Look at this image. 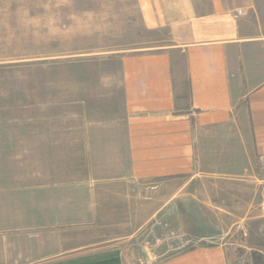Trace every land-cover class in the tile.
Masks as SVG:
<instances>
[{
	"label": "crops",
	"instance_id": "1",
	"mask_svg": "<svg viewBox=\"0 0 264 264\" xmlns=\"http://www.w3.org/2000/svg\"><path fill=\"white\" fill-rule=\"evenodd\" d=\"M111 9L81 14L80 68L48 86L63 116H0V264H124L121 221L132 236L185 188L264 171V0Z\"/></svg>",
	"mask_w": 264,
	"mask_h": 264
},
{
	"label": "rangeland",
	"instance_id": "2",
	"mask_svg": "<svg viewBox=\"0 0 264 264\" xmlns=\"http://www.w3.org/2000/svg\"><path fill=\"white\" fill-rule=\"evenodd\" d=\"M117 1L0 0V116H63L62 107L49 106L48 86L63 85L64 70L80 68L81 14L98 7L103 14ZM32 85L41 88L38 100ZM262 179L264 171L200 181L169 204L167 220L154 216L131 227L132 236L123 235L121 221L124 264H160L196 246L225 250L229 264H264Z\"/></svg>",
	"mask_w": 264,
	"mask_h": 264
},
{
	"label": "built area",
	"instance_id": "3",
	"mask_svg": "<svg viewBox=\"0 0 264 264\" xmlns=\"http://www.w3.org/2000/svg\"><path fill=\"white\" fill-rule=\"evenodd\" d=\"M262 184H263V191H264V179H262ZM263 209H264V201H263Z\"/></svg>",
	"mask_w": 264,
	"mask_h": 264
}]
</instances>
